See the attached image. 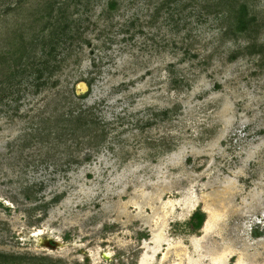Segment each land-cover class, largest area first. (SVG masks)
<instances>
[{
	"label": "rangeland",
	"instance_id": "rangeland-1",
	"mask_svg": "<svg viewBox=\"0 0 264 264\" xmlns=\"http://www.w3.org/2000/svg\"><path fill=\"white\" fill-rule=\"evenodd\" d=\"M17 1L0 0V50L13 31L43 26L40 0ZM109 1L70 7L80 41L59 86L95 78L76 102L98 127L80 143L49 135L54 91L36 92L34 77L0 91V253L18 257L10 264H138L161 206L182 214L176 201L189 196L222 214L218 229L168 230L177 246L163 245L161 264L184 261L191 238L264 262V0ZM241 2L255 19L243 32Z\"/></svg>",
	"mask_w": 264,
	"mask_h": 264
},
{
	"label": "trees",
	"instance_id": "trees-1",
	"mask_svg": "<svg viewBox=\"0 0 264 264\" xmlns=\"http://www.w3.org/2000/svg\"><path fill=\"white\" fill-rule=\"evenodd\" d=\"M19 1L21 0L14 3V7L19 5ZM89 1L40 0L38 10H42L43 13L35 19L37 22H43L40 32H34L27 38L24 31L21 33L13 31L5 38V43L0 50V64L3 65L0 73V91H7V94L13 93L31 77H34L33 85L36 92L45 89L54 91L53 109L57 116L53 124L54 130L49 135H54L57 139L67 137L73 141L79 140L88 135V131L91 132L98 127L97 121L90 118L87 109L82 107L79 109V103L76 102L78 98L88 97L91 89L79 95L76 93V84L67 81V84L61 87L59 86L61 78L58 77L67 69H72L73 62H77L72 57L76 55V41L80 37L74 31L72 16L79 7L74 11H71L70 7L72 4L84 6ZM108 6L111 10L117 9V0H110ZM234 18L237 30L240 32L249 30L255 20L254 17H250L247 2L239 4L234 12ZM86 81L92 87L95 78ZM1 100L2 97H0ZM99 136L95 134L92 138ZM80 142L81 140L78 141ZM89 159L87 156L86 160ZM75 162L78 163V161ZM17 258L0 253V264L14 263Z\"/></svg>",
	"mask_w": 264,
	"mask_h": 264
},
{
	"label": "bare ground",
	"instance_id": "bare-ground-1",
	"mask_svg": "<svg viewBox=\"0 0 264 264\" xmlns=\"http://www.w3.org/2000/svg\"><path fill=\"white\" fill-rule=\"evenodd\" d=\"M176 204L182 208V214L177 215L173 206H165V203L161 206V209H163L161 211L165 212L164 218H161V224L157 228L150 229L151 238L141 246L143 253L139 257L138 264H161L163 257L159 258L157 257V254L162 248V245H167L166 248H164L167 250L177 246L176 242L168 236V222L172 217H187L199 205V201L193 197L186 196L185 198L176 201ZM205 204L204 210L208 213L209 218L202 233L205 236H208L218 229V223L221 220L222 214L211 209L206 202ZM134 205H136L137 208H141L140 204ZM260 214L264 220V208L260 211ZM255 220L256 223H261L259 219L255 218ZM261 239L264 238L262 237ZM185 247H187V249L185 251L186 257L184 261L179 260L174 262V264H228V261L233 259L235 260L234 264H264V262H256L254 255H249L245 250L230 245H227L218 251L204 250L202 247V241L200 239L192 238V250L189 249L188 246ZM177 259H180V257L177 256Z\"/></svg>",
	"mask_w": 264,
	"mask_h": 264
},
{
	"label": "flooded vegetation",
	"instance_id": "flooded-vegetation-1",
	"mask_svg": "<svg viewBox=\"0 0 264 264\" xmlns=\"http://www.w3.org/2000/svg\"><path fill=\"white\" fill-rule=\"evenodd\" d=\"M200 215H203V216H200ZM207 219H208V213L204 210V206L199 204L187 217L176 218V222H173L174 220L168 222V228L167 229L171 230V231L173 230V232H174V230H176V227L184 226V228H186L187 230H191L192 232H195V231H201L202 232V228H203L204 223ZM168 230H167V233H168ZM260 231H262L264 233V228L261 229ZM191 239H190V245H191ZM56 243H57V241H55L53 239L49 240V244L51 246L56 245ZM163 245H162V247H164ZM138 260H139V258H138Z\"/></svg>",
	"mask_w": 264,
	"mask_h": 264
},
{
	"label": "water",
	"instance_id": "water-1",
	"mask_svg": "<svg viewBox=\"0 0 264 264\" xmlns=\"http://www.w3.org/2000/svg\"><path fill=\"white\" fill-rule=\"evenodd\" d=\"M90 89H91V86H89L88 82L85 80H82L78 83V85L76 87V92H77V94H83V93L88 92ZM208 218H209V216H208ZM207 221H208V219L205 221L204 226L202 228V231H203Z\"/></svg>",
	"mask_w": 264,
	"mask_h": 264
}]
</instances>
